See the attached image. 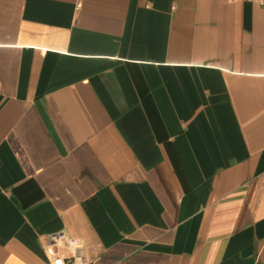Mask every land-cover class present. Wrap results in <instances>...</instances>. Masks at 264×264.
Masks as SVG:
<instances>
[{
  "label": "crops",
  "instance_id": "0c3cea01",
  "mask_svg": "<svg viewBox=\"0 0 264 264\" xmlns=\"http://www.w3.org/2000/svg\"><path fill=\"white\" fill-rule=\"evenodd\" d=\"M264 264V0H0V264Z\"/></svg>",
  "mask_w": 264,
  "mask_h": 264
},
{
  "label": "built area",
  "instance_id": "2783aa9c",
  "mask_svg": "<svg viewBox=\"0 0 264 264\" xmlns=\"http://www.w3.org/2000/svg\"><path fill=\"white\" fill-rule=\"evenodd\" d=\"M70 263L72 264H86V259L81 256H74ZM49 264H68L67 261L61 256H53L49 261Z\"/></svg>",
  "mask_w": 264,
  "mask_h": 264
}]
</instances>
